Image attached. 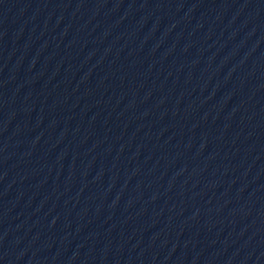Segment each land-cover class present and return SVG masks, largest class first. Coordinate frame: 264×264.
<instances>
[{
  "label": "water",
  "instance_id": "95a60500",
  "mask_svg": "<svg viewBox=\"0 0 264 264\" xmlns=\"http://www.w3.org/2000/svg\"><path fill=\"white\" fill-rule=\"evenodd\" d=\"M0 264H264V0H0Z\"/></svg>",
  "mask_w": 264,
  "mask_h": 264
}]
</instances>
